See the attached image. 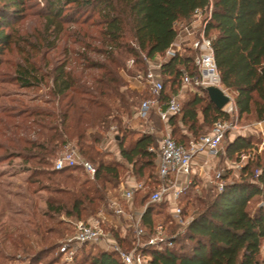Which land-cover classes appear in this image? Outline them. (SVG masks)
I'll return each mask as SVG.
<instances>
[{
	"label": "trees",
	"instance_id": "obj_1",
	"mask_svg": "<svg viewBox=\"0 0 264 264\" xmlns=\"http://www.w3.org/2000/svg\"><path fill=\"white\" fill-rule=\"evenodd\" d=\"M32 6V0H0V63L14 43L16 27L27 17ZM197 9H210L206 35L215 36L213 49L216 66L222 84L234 93L239 116L254 114L257 121L264 120V0H46L39 12L46 20L47 29L54 28L59 33L65 18L68 22L78 23L79 17L75 16L81 14L84 17L82 22L87 23L97 15V22L102 26L103 43L108 46L104 49L106 53L103 52L105 61L87 63V67L101 72L94 77L92 86L80 84L74 74L66 70L65 64L55 69L54 94L67 98L72 93L71 99L68 97L67 108L62 113V122L65 126L71 115L75 117L79 127L74 128L80 132L78 149L86 159L97 161L98 165L93 162L97 173L92 179L80 166L58 170L53 161L51 171L47 169L53 175L72 179L78 171H84L88 178L80 186L53 189L52 192L62 195H50V211L83 220L96 217L102 206L108 203L111 190L115 194L118 193L121 171L127 164L132 165L133 175L137 180L147 178L148 181L158 184V151L152 134H139L128 143L126 132L116 136L123 157V162L120 163L104 159L100 151H94L93 146L84 144L82 140L86 134L80 124L90 121V117L93 121L111 123L114 111L118 113L114 115V121L118 123L122 122L123 114H135L139 104L133 112L131 108L136 101H131L130 97H138L139 94L129 89L121 92V87L126 83L118 72V67L122 65L116 55L118 50L135 58L136 66L142 65L147 69L142 54L150 58L164 54L178 36L179 31L175 23L190 20ZM129 33L137 46L125 40ZM195 56L196 50L186 47L182 55L177 54L164 63V90L160 96L163 103L183 86L182 67L188 68L193 75L198 73L194 64ZM36 77V72L31 68L24 69L18 75L24 86L33 85ZM167 84L170 86L169 90ZM150 96L151 94L148 97ZM152 114H156L160 119L156 111H153L150 117ZM229 117L230 114L219 109L211 101L207 90L203 89L194 93L182 105L180 121L197 140L200 131L206 126L212 127L219 119ZM178 118V115L172 116L169 124L176 125ZM51 128L56 131V127ZM65 128L68 129V126ZM59 134L55 132L51 140L36 144L40 149L36 153L40 163L50 164L47 155L54 154L55 147L49 150L48 143L59 140ZM71 135L75 133L71 132ZM175 139L186 146L190 140L188 135ZM94 140L95 143L100 142L99 138ZM246 152H250V158L242 168L241 178L226 182L221 192L197 197L192 203L193 218L186 226L185 232L178 233L172 239V246L162 249L155 246L144 248V253L150 257V264H264V204L251 207L253 200L264 201V157L258 153L253 136L238 135L226 146L229 158H235L237 155L240 158ZM252 152H255L253 158ZM226 177L227 175H224V178ZM60 181L58 182L67 183L66 180ZM150 195L151 193L138 192L136 204L144 205ZM167 205L160 202L148 204L142 218L146 237L155 232L158 223L156 218ZM186 208L187 205L183 207L185 216ZM166 214V222L171 224H164L170 234H175L180 225L173 224L168 210ZM71 228L70 233L74 230L73 225ZM112 230L124 247H131L133 231H129L126 237H121L118 230ZM66 238L67 235L58 243L38 251L32 262L37 263L43 257L48 258L53 250L56 251V256L53 255L48 262L54 264L62 261L63 253L60 247ZM74 264L124 263L117 253L106 251L93 243H86L78 249Z\"/></svg>",
	"mask_w": 264,
	"mask_h": 264
},
{
	"label": "rangeland",
	"instance_id": "obj_2",
	"mask_svg": "<svg viewBox=\"0 0 264 264\" xmlns=\"http://www.w3.org/2000/svg\"><path fill=\"white\" fill-rule=\"evenodd\" d=\"M45 2L46 0H32L33 6L29 14L16 27L14 43L0 63V264H50L48 261L56 256L55 250L48 258L43 257L37 263L32 262V258L38 251L58 243L65 235L71 236L73 234V232L70 233L72 224L68 219L73 218L50 211L48 199L50 195L55 197L62 195L52 192L53 189L80 186L88 178L84 171H78L72 179L48 172V170L51 171L53 161L62 154L67 143L70 142L77 148L80 146V132L74 128V126L79 127L75 117L71 115L66 121L65 126H68V129L62 122V113L67 108L72 93L69 94V98L56 96L54 75L56 67L65 64L66 70L71 71L80 84L92 86L94 77L101 72L98 69L87 67V63L105 61L104 49L108 46L103 43L102 26L97 22V15L87 23L82 22L84 17L81 14L74 15L76 18L79 17L80 22L78 23L68 22L65 18L59 33L54 28L47 29L46 20L39 12ZM208 15L209 11L205 10L200 17L193 15L190 20L179 22L177 25L179 33L187 27L193 29L189 35H186L187 41L191 43L194 36L200 33L201 26ZM125 40L129 42L133 40L130 33ZM186 47L190 45L187 44ZM116 55L122 62V65L118 67V72L126 83L121 87V92L129 89L139 94L138 97H130L131 101H136L131 108L134 112L135 107L147 98L150 92L147 87L137 90L135 86L140 87V84L132 77L140 71H146V68L142 65L130 67L128 61L132 57L121 50H118ZM26 68L34 69L37 74L33 85L24 86L18 78L19 73ZM221 88L232 97L231 104L235 106L234 93L223 84ZM169 89L170 86L167 84V90ZM194 93L196 92H193L190 87L181 86L175 95L179 96L183 105ZM114 115H118L117 111L113 112L111 123L93 121L90 117V121L83 125L80 124V128L82 127L86 134L82 140L84 144L93 146L94 151H100L104 159L108 161L123 162L116 136L125 132L127 143L139 134H152L156 140L157 151L167 131H170L174 138L188 135L190 138L187 143L188 147H190V141L195 140L193 133L180 121L181 115H178L179 122L176 125L169 124V126L156 114H152L148 119L136 118L134 113L132 115L123 114L121 123L114 121ZM228 120L234 122L236 128L229 130L226 134L218 156L213 157L207 151H198L195 155L192 183L181 197V205L183 207L187 205V219L193 218L192 203L197 197L217 193L218 172L222 173L224 183L241 178L242 168L248 162L250 152L244 153L240 158L238 155L235 158H229L226 154L229 141L238 135L253 136L258 153L264 157V120L257 121L254 114H245L240 117L238 110L230 114ZM92 122H94L93 125ZM50 127H56V131ZM212 127L206 126L204 130H201L197 140L208 133ZM174 129H176L175 134ZM55 132H59L61 137H58L59 140L48 143L49 150L55 147V153L47 155L50 164L40 163V158L36 155L40 149L36 144L51 140ZM71 132L75 135H71ZM95 138H99L100 142L95 143ZM251 155L252 158L255 157V152ZM93 162L98 165L97 161L93 160ZM124 166L120 181H129L130 184H135L136 181L144 182L145 190L139 191L142 194L152 193L157 187L147 178L137 180L133 175L132 165ZM224 175L227 177L224 178ZM60 180H66L67 183H59ZM116 196L118 193L115 194L111 190L110 197L115 198ZM263 204L264 201L253 200L251 207L255 208ZM167 206L168 209L163 208L156 222L167 223L168 226L171 223L166 222L168 220L166 213L167 210L170 213L173 207L170 204ZM121 221L124 222V219ZM173 224L178 223L173 221ZM183 230H186L185 226L180 225L176 233L182 231L183 234ZM262 252L264 256V243ZM54 264L65 263L62 259Z\"/></svg>",
	"mask_w": 264,
	"mask_h": 264
},
{
	"label": "built area",
	"instance_id": "obj_3",
	"mask_svg": "<svg viewBox=\"0 0 264 264\" xmlns=\"http://www.w3.org/2000/svg\"><path fill=\"white\" fill-rule=\"evenodd\" d=\"M203 12L204 10L197 9L194 15L200 17ZM210 16L209 9V15L201 26L200 33L198 36L193 35L194 40L191 43L187 41L186 35H189L193 29L187 27L178 33L176 40L164 54H159L155 58L142 54L147 69L144 72L140 71L132 78L140 84V87L135 86L137 90L147 87L151 96L140 102L135 111L136 118L148 119L150 114L156 111L160 119L169 126V120L172 116L181 115L182 103L178 95H173L164 103L161 100L160 96L164 90L162 68L164 63L172 57L177 54L182 55L187 44L196 50L194 64L198 73L193 75L188 68L182 67V85L190 87L193 92H200L210 85L222 86L214 58L213 39L215 36L206 35V26ZM178 24L179 22L175 23L176 26ZM131 42L137 46L136 42ZM128 65L130 67L136 66V59L131 58ZM225 111L232 114L237 109L230 103L225 107ZM235 128L234 122L228 119H219L214 123L212 129L201 136L199 140H191L190 147L179 143L170 131H167L160 141L158 150V184L148 201L142 206H138L135 202L136 194L145 190L144 182L136 181L135 184H130L129 181H120L117 187L118 196L109 197L108 203L102 206L96 217L88 220L68 219L72 223L74 231L61 243L60 251L63 253L64 263L73 264L78 249L86 243H93L106 251L117 253L124 264H150V257L144 253V248L155 246L162 249L165 246H172V239L182 231L170 234L165 224L157 223L155 232L146 237L147 232L143 226L142 218L148 204L166 201L173 207L170 211L172 220L185 226L186 229L192 217L191 219L186 218L181 205V197L192 183L195 155L198 151H207L213 157L218 156L226 134ZM72 166L82 167L92 179L96 177L97 168L95 164L86 159L79 149L69 142L65 145L62 154L55 160V168L60 170ZM222 179V173L218 172L217 192L224 189L225 183ZM123 219L124 222L121 221ZM112 229L118 230L121 237H126L129 231H133L131 247H124Z\"/></svg>",
	"mask_w": 264,
	"mask_h": 264
},
{
	"label": "water",
	"instance_id": "obj_4",
	"mask_svg": "<svg viewBox=\"0 0 264 264\" xmlns=\"http://www.w3.org/2000/svg\"><path fill=\"white\" fill-rule=\"evenodd\" d=\"M211 101L222 110L232 102V97L225 90L216 85H210L206 88Z\"/></svg>",
	"mask_w": 264,
	"mask_h": 264
},
{
	"label": "crops",
	"instance_id": "obj_5",
	"mask_svg": "<svg viewBox=\"0 0 264 264\" xmlns=\"http://www.w3.org/2000/svg\"><path fill=\"white\" fill-rule=\"evenodd\" d=\"M263 124V123H262Z\"/></svg>",
	"mask_w": 264,
	"mask_h": 264
}]
</instances>
